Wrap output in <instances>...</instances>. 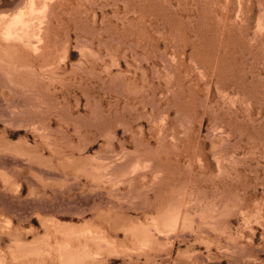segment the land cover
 <instances>
[{"label": "rangeland", "instance_id": "1", "mask_svg": "<svg viewBox=\"0 0 264 264\" xmlns=\"http://www.w3.org/2000/svg\"><path fill=\"white\" fill-rule=\"evenodd\" d=\"M31 18L37 52L0 37V264H264V0Z\"/></svg>", "mask_w": 264, "mask_h": 264}, {"label": "bare ground", "instance_id": "2", "mask_svg": "<svg viewBox=\"0 0 264 264\" xmlns=\"http://www.w3.org/2000/svg\"><path fill=\"white\" fill-rule=\"evenodd\" d=\"M22 1V0H20ZM49 0H28L26 5L20 9L18 12L13 14L7 20L0 23V37H2L5 41H12L14 44L17 43L21 45L26 51H34L38 50V42H43V36L41 27H35L32 25L31 16L35 11H44L46 9ZM56 3V2H55ZM6 4V3H5ZM12 4V3H10ZM21 5V4H20ZM19 5V6H20ZM18 6V5H17ZM49 6V5H48ZM22 7V6H21ZM14 9V8H13ZM50 15V14H49ZM41 17V16H40ZM38 17V20L39 18ZM37 20V19H36ZM48 24V23H47ZM56 24V23H55ZM47 36V35H46ZM53 38V37H51ZM46 40V39H45ZM10 42V43H12ZM6 43V42H5ZM41 44V43H40ZM68 44V43H67ZM8 45V44H7ZM11 45V44H10ZM16 45V44H15ZM1 46V45H0ZM17 46V45H16ZM58 46V45H57ZM15 47V46H12ZM18 47V46H17ZM4 48V47H3ZM21 48V47H20ZM68 48V47H67ZM2 49V48H1ZM18 49V48H17ZM51 49V48H50ZM20 51V50H19ZM68 51V50H67ZM7 52V51H6ZM24 52V51H23ZM20 53V52H19ZM33 53V52H32ZM63 53V52H62ZM11 54V53H10ZM31 54V53H30ZM12 55V54H11ZM15 55V54H14ZM13 55V56H14ZM19 55V54H18ZM17 55V56H18ZM69 55V54H68ZM10 57V55H7ZM7 57V58H8ZM5 58L4 60H6ZM11 59V58H10ZM14 59V58H12ZM8 61V59H7ZM13 61V60H11ZM1 62V61H0ZM16 62V61H15ZM2 63V62H1ZM8 63V62H7ZM9 63H11L9 61ZM18 63V62H17ZM45 63V62H44ZM6 64V61H5ZM27 64V63H26ZM1 65V64H0ZM11 65V64H10ZM33 65V64H32ZM40 65V64H39ZM2 66V65H1ZM5 67V66H4ZM36 67V66H35ZM31 67H29L30 69ZM27 69V68H25ZM33 70V69H32ZM24 72V71H23ZM61 73V72H59ZM22 74V73H21ZM20 74V75H21ZM25 74V73H24ZM45 74V73H44ZM47 75V73H46ZM50 76V74H49ZM26 77V75H25ZM51 77V76H50ZM59 77V76H58ZM44 78V77H43ZM48 78V76H47ZM51 79V78H50ZM48 81V80H46ZM30 82V81H29ZM53 82V81H52ZM39 86V84H38ZM34 88V87H33ZM48 89V88H47ZM39 93V92H38ZM1 102V101H0ZM23 113V112H22ZM7 114V113H6ZM5 116V115H4Z\"/></svg>", "mask_w": 264, "mask_h": 264}]
</instances>
